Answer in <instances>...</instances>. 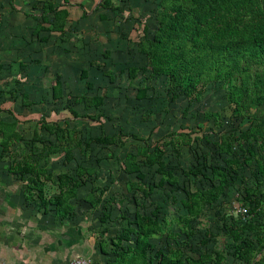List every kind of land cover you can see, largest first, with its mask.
Instances as JSON below:
<instances>
[{
    "label": "rangeland",
    "instance_id": "1",
    "mask_svg": "<svg viewBox=\"0 0 264 264\" xmlns=\"http://www.w3.org/2000/svg\"><path fill=\"white\" fill-rule=\"evenodd\" d=\"M28 1L16 2L18 8L26 9V5L30 4ZM39 1L43 2V0L35 2ZM90 1L91 5L88 7L86 5L85 8L89 9L93 2L98 0ZM108 1L109 5L105 7V28L109 30L112 23L119 22L126 26V30L130 29L131 25L135 30H129L126 33L128 36L130 34V38H126V57L122 59V53L113 54L110 58L105 54V79L101 80L96 75L98 73L94 74L93 70L88 72L87 80L90 79L91 73L94 74V78L89 80L94 87L105 86V107L100 109V115L105 119L101 124V129L105 133V145L94 143L89 146L87 142L91 140V137L99 134V127L83 117L84 112L80 105L74 103V100L78 99L76 96L80 88L78 82L75 84L76 69L74 68L78 69L82 66L87 68L88 63L83 62L86 56L76 59L78 62L65 63L66 71H59L61 64H58L55 70L53 66H50V69L47 67L42 69L41 66L35 65L36 58L40 60L44 58L46 62V58H52L57 49H62L64 53L57 54L52 61L57 62L63 54L69 61L75 60L73 55L69 57L65 54L72 50L70 44L66 43L59 47L51 43L52 38L49 46L35 41L38 43L36 45L38 51H32L26 57L22 46L29 47L31 50L33 38L29 36L30 41L25 39L26 44L23 45L22 38L15 35V41L11 44L14 51L11 56L13 58H5L4 53L0 51V63L3 64V69L0 71V121L10 122L11 115L15 116L18 119L17 127L23 136V141L11 149L10 155L0 154V171H4L12 161L19 162L21 154L28 153L31 148L36 152L34 159L39 166L53 176L58 173L71 175L78 166L94 168L98 172L95 178L87 180L85 187L78 191V206L84 209L81 198L88 188L105 185L106 223L113 228L112 232H119L126 224L125 220L132 219L134 211L146 216L152 211L154 219L160 224L159 233L162 235L161 238L152 239L157 247L165 249L166 246L173 245L175 241L183 242V233L188 232L190 236L184 242L186 243L184 246L190 248L192 253L204 251L209 256L216 253L222 264H243L232 257V246L236 242L230 239L226 228L243 229V223L249 215L242 218L239 209L244 208L248 212L247 204L251 205L245 199L246 191L255 186L264 190V179L256 174L255 163L257 161L264 164V147L259 140L240 138L241 132L247 127L249 110L241 112L240 115H233L232 107L227 102L224 86L220 83L206 85L197 100L189 101L183 96L171 100L166 92L167 85L164 78L161 76L148 78L144 67L145 58L137 54L135 50L136 41L142 39L141 29L144 30V36L148 38H151L155 31L161 11L157 5L158 0ZM101 3L102 0L99 4ZM5 8V4L0 3L1 40H5L12 32L9 29L10 24L25 25L21 15L11 11L6 14ZM108 30H106L108 34L105 33V50L108 46L111 47L110 49L118 48L119 39L114 42L111 38L112 32ZM64 38L66 39H61H69L67 36ZM9 47L10 45L7 47L8 50ZM1 49L5 50V47L2 46ZM121 50L118 49V52ZM18 62H21V66L17 64ZM29 64L34 65V68H31L27 76ZM94 66L96 67V64ZM129 67L138 70L134 78L126 75ZM60 73L63 76L68 75L63 78ZM52 77L59 79L62 90V97L60 96L55 102L52 101L50 92ZM79 83L82 85L81 82ZM23 92H26L24 94L27 95V99L21 98L20 95ZM85 93L88 94L89 91ZM63 105L65 108H72L80 117L79 120L70 118L69 126L78 129L81 145L85 143L88 145V147L82 146V155L74 149L68 162H65L61 155L45 157L41 152L39 153L38 142H31L35 118L48 116V121L60 120L67 116L66 112H61ZM182 131L194 133L193 136H196L197 140L189 146L172 144L167 135ZM222 132L237 140L231 147L238 167L226 179H222L224 190L217 201L203 206L197 217L190 220L189 224L184 223L180 221L185 214L179 204L184 198L183 192L204 188L208 184L204 180H194L192 177L185 179L182 171L199 169L204 170L208 176L207 168L211 166L224 168L223 160L227 157L218 154L215 147L218 134ZM39 138L52 140L44 132L39 133ZM154 145H158L164 151L162 156L164 169L172 172L177 180L176 186L168 187L161 182V175L155 167L147 168L139 164L136 171L125 168L124 160L127 153L135 154L142 148L150 151ZM137 171L144 175V181L147 184L157 186L147 199L142 197L139 191L129 188V183L134 182ZM52 187L51 183L46 185L47 196L53 194ZM258 208L264 211V202H260ZM243 236H247L253 242L256 237H262L264 240V228L251 229L240 234V238ZM258 258L259 255L255 259ZM256 260L251 264H258Z\"/></svg>",
    "mask_w": 264,
    "mask_h": 264
},
{
    "label": "trees",
    "instance_id": "2",
    "mask_svg": "<svg viewBox=\"0 0 264 264\" xmlns=\"http://www.w3.org/2000/svg\"><path fill=\"white\" fill-rule=\"evenodd\" d=\"M108 5V0L98 4L99 7ZM157 5L161 11L152 37L144 36L142 30V39L136 44L137 54L145 58L147 77H163L167 85L166 92L171 100L180 96L189 101L197 100L206 85L222 84L233 115H240L241 112L249 110L247 127L241 132L240 138L259 140L264 147V0H158ZM36 6L39 8V21L34 32L41 29L52 33L61 32L66 17L65 10L59 9L60 5L51 1L38 2L31 8L35 10ZM48 15L52 16L50 22L47 20ZM43 24L48 27L43 29ZM137 72L136 68L129 67L126 75L134 78ZM83 75L84 73L81 74ZM55 84L58 86L57 81ZM52 92L53 98L59 96L54 86ZM81 102L84 108L89 105L96 108L101 105L102 98L82 96ZM67 112L75 116L72 111ZM63 124L64 126H60L53 121L39 118L32 140H37L43 145L41 151L43 150L45 156L62 153L64 161L67 162L71 158L72 149L76 147L82 151V146L88 147L89 142L81 145L79 133L67 128L65 122ZM39 131L53 137L54 142L47 141L44 144V141L38 139ZM0 135V147L3 152L21 141L16 122L0 124ZM193 135L194 133L189 131H182L168 134L167 137L172 144L189 146L197 140ZM235 141V137L224 132L218 134L215 147L218 154L227 157L223 160L224 168L203 166L208 169V176L204 170L199 169L182 171L185 179L192 177L194 180H204L208 185L183 192L184 198L179 203L185 217L180 220L186 222L187 219H194L203 206L215 202L222 195V179H226L238 167L231 147ZM31 155H21V160L11 164L8 172L21 182H26V193L30 195L29 191L35 192V199L43 205L42 207L53 206L56 213L64 216L65 211H60L63 206L62 196H58L60 193L51 199L44 197L42 181L39 178L44 169L32 162ZM163 155L164 151L158 145H154L150 151L142 148L136 154L127 153L124 166L127 170L135 171L139 164L147 168L155 166L161 175V182L174 187L177 180L170 170L164 169ZM137 157H140V160H137ZM255 163L256 174L264 179V164L257 161ZM75 170H79L80 176V170L83 169L78 167ZM24 174L28 176L24 178ZM60 179L61 183L66 181L74 189L80 185L67 176L62 175ZM154 187L156 186L144 181V175L139 171L135 172L134 182L129 183V188L140 191L146 197ZM245 197L251 205L247 204L249 217L243 223L244 228L235 229L236 231L230 227L226 228L230 239L236 242L232 246V256L243 264H251L259 255L256 261L258 264H264L262 237H256L255 242L247 236L240 238L241 233L264 228V211L258 208L260 202H264V190L255 186L246 191ZM145 231L147 230H142V235ZM185 235L189 237L188 233ZM143 243L144 241H137L136 245L140 247Z\"/></svg>",
    "mask_w": 264,
    "mask_h": 264
},
{
    "label": "crops",
    "instance_id": "3",
    "mask_svg": "<svg viewBox=\"0 0 264 264\" xmlns=\"http://www.w3.org/2000/svg\"><path fill=\"white\" fill-rule=\"evenodd\" d=\"M20 1L21 0H0V3H4L6 6V10H4L6 14H8L9 11H11V13L16 12L22 16L24 19L23 22H25V25H9V29L12 32L8 34L5 40L0 39V51L4 53L3 56H5V58H13L11 56H13L14 51L11 44L14 43V37L17 35L22 38L23 45L26 44L25 39L30 41L28 39L29 36L33 38L31 50H29V47L22 46L23 54L26 57L29 53L31 54L32 51H38L36 50L38 49V46H36L38 43L35 41L44 43L48 46L52 43L59 47L66 43L70 44L72 50H69V52H66L65 54H68L69 57L73 55L75 60L72 59V61H69V59L63 54L62 58H59L57 62L52 61V58L57 54L64 53L62 49H57V52L53 54L52 58H46V62L44 61V58L41 60L36 58L35 65L41 66L42 69L53 66L55 70L58 64H61L59 71H66L67 69L64 66L65 63L71 64L72 62H78L76 59H80L81 56H86L87 60L85 59L83 62L88 63V67L84 68V66H82L78 69L74 68L76 69L75 84L78 82V85L80 86L78 89V95L76 96L78 99L77 101L74 100V103L80 105L81 110L84 112L83 117L89 120L93 125L99 127V134L95 137H91V140H89V146L94 143L105 145V133L101 129L102 121L105 119L100 115V109H104L105 107V86L94 87L89 80L94 78L95 73H98L96 75L100 77L101 80L105 79V54L109 55V58L111 55L119 53H122V59L124 56L126 57V38H130V34L128 36L126 33L129 30H135V28H132L133 26L131 25L130 29L126 30V26L119 22L112 23L109 30L105 28V7L98 6L100 0L93 2L94 4H92L89 9L84 6L87 5L88 7L91 5L90 0H43V2L51 1L60 5L59 9L65 10L66 17L61 32L52 33L42 29L34 32L39 21V8L36 6L35 10H33L31 7L34 3L38 2H35L37 0H29L28 2L30 4L26 5V9H23L22 7L19 9L17 3ZM51 18V15L47 16L48 22L51 21ZM32 22H34L33 25ZM1 25L0 20V26ZM42 27L44 29L48 27V25L43 24ZM106 30L112 32L111 38L114 42L119 39L118 48L112 47V49H110L111 47L108 46L105 50ZM65 36L69 39L62 40L66 39L64 38ZM119 36H121V38H119ZM51 38L52 41L50 43ZM139 41L140 40H137L136 44ZM59 42H61V44H59ZM8 45H10L9 50L7 48ZM2 46L5 47V50L1 49ZM66 49L68 50V48ZM118 49L122 50L118 52ZM124 53L125 55H123ZM41 54L44 55V53ZM32 62L34 61L32 60ZM17 64L21 66V62H18ZM94 64H96V67ZM2 67L3 64L0 63V71L3 69ZM31 68H34V65L29 64L27 66V76ZM89 70H93L94 74L91 73L90 79L87 80ZM82 73H84L83 76H81ZM60 74L63 76L62 73ZM67 75L64 74L63 78H66ZM83 80H85V82H83ZM55 81H57L58 87H55ZM58 81V78H53L52 83L50 84L51 98L54 102L60 96L62 97L61 83ZM79 82H81L82 85ZM53 86L55 87L56 92H59V96L56 98L52 97ZM84 86L86 89L82 88ZM85 91H89L90 94H86ZM24 93L26 92H23L20 96L23 99H27V95ZM82 96L101 97L102 103L96 108L91 105L84 108L81 102ZM64 105V108H61V112H66L67 116L60 120H54L53 122L60 126H64L63 122H65L67 128L78 132V129L70 127L69 124L71 119L79 120L80 117L72 108H65ZM67 110L72 111L75 116H72ZM11 117L12 121H0V124H12L13 122H16V130L19 131L17 127V124H19L18 119L13 115H11ZM41 117L48 121V116L36 117L34 120L35 125L33 133L36 130V121ZM40 132L43 131L38 132V139L42 140L39 138ZM51 138L52 140L48 141L52 143L54 142V139L53 137ZM78 139L80 140L79 134ZM22 141L23 136L21 134L20 142ZM42 141H44V144L47 142V140ZM31 142L36 143L37 140H31ZM38 144L40 145L39 153L41 152L45 156L43 150L41 151L43 145L39 142ZM13 147L14 146L9 147L8 150L4 152L0 147V154L5 153L6 155H10ZM74 149L79 154H83V149L82 151L78 150L76 147ZM74 149H72V151ZM35 153L34 149L31 148L26 154H32V162H36L37 166L40 167L37 160L34 159L36 155ZM21 155L25 154L22 153ZM60 155L64 158L62 153L50 156ZM138 158L140 160V157H137V159ZM13 163L15 162L12 161L4 171H0V264H63L79 257L91 258L99 264H222L219 255L216 253L209 256V254L204 251L192 253L190 248H185L184 245H186V243L184 244V242L188 240L189 237L184 233L183 242L175 241L173 245L166 246L165 249L157 247L156 244L152 242V239L161 238L162 235L159 233L160 224L154 219L152 211L147 216L134 211L132 219L130 221L125 220L126 224L121 230H119V232H112L114 231L113 228L106 223L105 185L88 188L83 198H81V204L84 206V209L79 208V202L77 200L78 191L80 188L85 187L87 180H93L95 178L94 176L97 175L98 172L95 171L94 168L78 166L83 169L80 170V176L78 174L79 170H73L71 175L67 173H58L53 176L42 167L44 173L42 175L40 174L39 178L42 181L44 197L51 199V197L53 198L60 193L58 196H62L63 200V206L60 208V211H65L64 216H61L55 212V207L53 206L42 207L43 205L35 199V192L29 191L31 193L30 195L26 193V188L24 187L26 182H21L17 177L8 172L9 166ZM62 175L72 178L74 181L79 182L80 185L74 189L66 181L64 184L61 183L60 177ZM27 176L28 174L23 175L24 178ZM48 183L53 185V194L51 196H47L45 193L46 185ZM150 185L154 186L153 184ZM156 188L157 186L152 188L148 196H150ZM130 189L136 190L134 188ZM148 196L146 197L142 195L145 199H147ZM190 220L192 219H187L186 222L183 220L180 221L189 224ZM143 229L147 230L145 231L146 234L144 232L145 235H142ZM137 241H144V243L139 247L136 245Z\"/></svg>",
    "mask_w": 264,
    "mask_h": 264
},
{
    "label": "built area",
    "instance_id": "4",
    "mask_svg": "<svg viewBox=\"0 0 264 264\" xmlns=\"http://www.w3.org/2000/svg\"><path fill=\"white\" fill-rule=\"evenodd\" d=\"M239 214L242 218H245L247 216V211L246 209L242 208L239 209ZM63 264H99L98 262L92 260L91 258H87V257H79V258H75L72 260H69Z\"/></svg>",
    "mask_w": 264,
    "mask_h": 264
}]
</instances>
